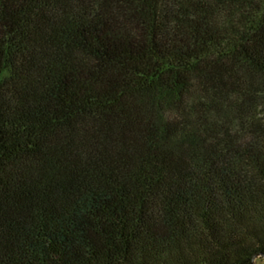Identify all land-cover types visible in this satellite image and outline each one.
Wrapping results in <instances>:
<instances>
[{
  "label": "trees",
  "instance_id": "1",
  "mask_svg": "<svg viewBox=\"0 0 264 264\" xmlns=\"http://www.w3.org/2000/svg\"><path fill=\"white\" fill-rule=\"evenodd\" d=\"M264 258V0H0V264Z\"/></svg>",
  "mask_w": 264,
  "mask_h": 264
},
{
  "label": "rangeland",
  "instance_id": "2",
  "mask_svg": "<svg viewBox=\"0 0 264 264\" xmlns=\"http://www.w3.org/2000/svg\"><path fill=\"white\" fill-rule=\"evenodd\" d=\"M253 264H264V258L256 259Z\"/></svg>",
  "mask_w": 264,
  "mask_h": 264
},
{
  "label": "water",
  "instance_id": "3",
  "mask_svg": "<svg viewBox=\"0 0 264 264\" xmlns=\"http://www.w3.org/2000/svg\"><path fill=\"white\" fill-rule=\"evenodd\" d=\"M255 261V259L253 260V262Z\"/></svg>",
  "mask_w": 264,
  "mask_h": 264
}]
</instances>
